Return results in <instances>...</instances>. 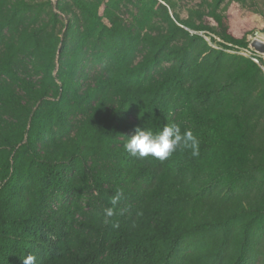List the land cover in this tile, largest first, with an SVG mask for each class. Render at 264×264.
Returning a JSON list of instances; mask_svg holds the SVG:
<instances>
[{
  "label": "trees",
  "instance_id": "1",
  "mask_svg": "<svg viewBox=\"0 0 264 264\" xmlns=\"http://www.w3.org/2000/svg\"><path fill=\"white\" fill-rule=\"evenodd\" d=\"M200 1L0 0V264H264V59ZM171 124L199 156L125 150Z\"/></svg>",
  "mask_w": 264,
  "mask_h": 264
},
{
  "label": "clouds",
  "instance_id": "2",
  "mask_svg": "<svg viewBox=\"0 0 264 264\" xmlns=\"http://www.w3.org/2000/svg\"><path fill=\"white\" fill-rule=\"evenodd\" d=\"M125 150L133 157H155L161 161L169 158L178 149H191L193 157L200 154L199 141L191 130L181 131L178 124L164 126L159 132H154L150 128L137 127L124 145ZM121 193L117 192L110 197L111 205L115 206L121 199ZM115 215V207H108L104 210V223L111 224L113 228H118L119 223L113 222L109 218ZM36 256L28 254L23 257V264H36Z\"/></svg>",
  "mask_w": 264,
  "mask_h": 264
},
{
  "label": "rangeland",
  "instance_id": "3",
  "mask_svg": "<svg viewBox=\"0 0 264 264\" xmlns=\"http://www.w3.org/2000/svg\"><path fill=\"white\" fill-rule=\"evenodd\" d=\"M32 1H42V0H32ZM53 4L57 0H51ZM179 15L181 19L186 20L189 17V11L194 8H198L200 0H177ZM164 4V2H162ZM229 14L231 15V20L235 24L244 23L247 26L256 31H260L264 27V0H246L245 4L236 3L232 1L229 7ZM132 10V9H131ZM130 17V13L126 14ZM251 36V35H249ZM249 36L247 39H249ZM264 59V55L262 57Z\"/></svg>",
  "mask_w": 264,
  "mask_h": 264
},
{
  "label": "built area",
  "instance_id": "4",
  "mask_svg": "<svg viewBox=\"0 0 264 264\" xmlns=\"http://www.w3.org/2000/svg\"><path fill=\"white\" fill-rule=\"evenodd\" d=\"M200 35L203 36L209 42L211 47H213L214 49L223 50V51L230 53V54L242 55L244 57L251 59L254 63H256L258 65L260 64V59L263 57L262 54L258 53L257 51H255L251 47L252 42L255 40H260V41L264 42V39L262 38V33L258 32V31H256L254 34L249 36V39H248L249 46L247 49H240V48L236 47V49H233V50L224 49V47L220 46L218 43H223V41L217 37H215L217 42L212 43L210 36H207L205 33H200ZM229 46H231V45H229Z\"/></svg>",
  "mask_w": 264,
  "mask_h": 264
},
{
  "label": "water",
  "instance_id": "5",
  "mask_svg": "<svg viewBox=\"0 0 264 264\" xmlns=\"http://www.w3.org/2000/svg\"><path fill=\"white\" fill-rule=\"evenodd\" d=\"M251 47L258 53L264 55V42L255 40L252 42Z\"/></svg>",
  "mask_w": 264,
  "mask_h": 264
},
{
  "label": "crops",
  "instance_id": "6",
  "mask_svg": "<svg viewBox=\"0 0 264 264\" xmlns=\"http://www.w3.org/2000/svg\"><path fill=\"white\" fill-rule=\"evenodd\" d=\"M262 38L264 39V33H262Z\"/></svg>",
  "mask_w": 264,
  "mask_h": 264
}]
</instances>
